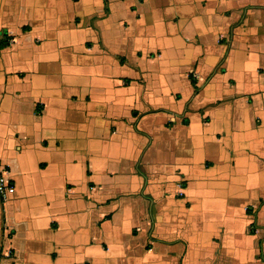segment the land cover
<instances>
[{"label":"crops","instance_id":"crops-1","mask_svg":"<svg viewBox=\"0 0 264 264\" xmlns=\"http://www.w3.org/2000/svg\"><path fill=\"white\" fill-rule=\"evenodd\" d=\"M0 164V264H264V0H0Z\"/></svg>","mask_w":264,"mask_h":264},{"label":"rangeland","instance_id":"rangeland-1","mask_svg":"<svg viewBox=\"0 0 264 264\" xmlns=\"http://www.w3.org/2000/svg\"><path fill=\"white\" fill-rule=\"evenodd\" d=\"M194 78H195V76H194ZM182 89H184L182 91V94H185L188 92V87L185 84L182 85L181 90ZM259 198H264V180L259 183V185L255 188L254 194L252 193L251 197L248 198L247 200L252 202V201H256ZM247 200L242 201V198H241L239 200V202L234 205L235 207H233L230 225H231V229H233V232L238 234L240 237L239 238V240H240L239 246L241 247V249H247L249 251L251 249H254L252 241L243 240L241 238V236L244 235V229L247 228L248 225L250 224L249 223L250 220L245 216V213L243 212V207H244V204L246 202H248ZM262 206H264V205H262V204L258 205V207H259L258 211L256 210L255 207H253L249 210V212L251 213V216L254 217V222H253V224H251L249 226V231H253L259 227L257 224V221H256L257 218H255V217H256V214L259 212V209ZM260 220L262 223H264V214L261 215ZM220 227H223V230H225V231L227 229L225 224L221 225Z\"/></svg>","mask_w":264,"mask_h":264},{"label":"built area","instance_id":"built-area-1","mask_svg":"<svg viewBox=\"0 0 264 264\" xmlns=\"http://www.w3.org/2000/svg\"><path fill=\"white\" fill-rule=\"evenodd\" d=\"M5 168L0 164V199L6 201L8 195L13 190V184L5 177Z\"/></svg>","mask_w":264,"mask_h":264}]
</instances>
